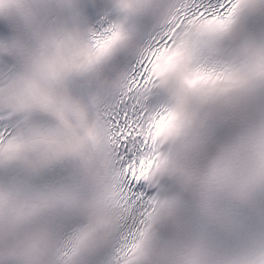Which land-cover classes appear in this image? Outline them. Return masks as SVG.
<instances>
[{
	"label": "snow or ice",
	"instance_id": "6c2138e0",
	"mask_svg": "<svg viewBox=\"0 0 264 264\" xmlns=\"http://www.w3.org/2000/svg\"><path fill=\"white\" fill-rule=\"evenodd\" d=\"M0 264H264V0H0Z\"/></svg>",
	"mask_w": 264,
	"mask_h": 264
}]
</instances>
